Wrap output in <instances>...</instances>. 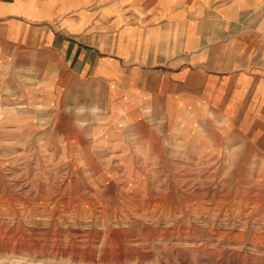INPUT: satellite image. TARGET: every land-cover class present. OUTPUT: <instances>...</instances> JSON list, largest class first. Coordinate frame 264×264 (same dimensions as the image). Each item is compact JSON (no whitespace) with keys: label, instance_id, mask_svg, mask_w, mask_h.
Segmentation results:
<instances>
[{"label":"crops","instance_id":"crops-1","mask_svg":"<svg viewBox=\"0 0 264 264\" xmlns=\"http://www.w3.org/2000/svg\"><path fill=\"white\" fill-rule=\"evenodd\" d=\"M90 2L0 1V138L30 113L44 121L53 105L54 127L79 131L71 135L85 151L91 141L68 123L66 105L81 129L98 113V147L159 152L162 135L199 155L229 147L264 161V0ZM11 42L35 60L10 63Z\"/></svg>","mask_w":264,"mask_h":264},{"label":"rangeland","instance_id":"rangeland-1","mask_svg":"<svg viewBox=\"0 0 264 264\" xmlns=\"http://www.w3.org/2000/svg\"><path fill=\"white\" fill-rule=\"evenodd\" d=\"M25 46L11 42L10 63L35 60ZM54 107L0 138V208L16 213L0 214V264H264L262 154L242 160L245 152L225 147L199 155L162 135L159 152L138 143L106 149L91 128L98 113L81 129L64 105L68 123L91 141L84 151L71 135L79 131L66 121L54 127ZM17 228L30 231L26 241Z\"/></svg>","mask_w":264,"mask_h":264},{"label":"bare ground","instance_id":"bare-ground-1","mask_svg":"<svg viewBox=\"0 0 264 264\" xmlns=\"http://www.w3.org/2000/svg\"><path fill=\"white\" fill-rule=\"evenodd\" d=\"M20 186H21V185H20ZM7 200L9 201V200H11V199L8 198ZM7 200H6V201L3 200V201L8 202ZM5 202H4V204H5ZM0 206H1V205H0ZM0 214L5 215V217H6V216L10 217L11 215H12V217H15V215H16V213H12V214H10V212L8 211V208H7V209H3V208L1 209V208H0ZM2 218H3V217H2ZM6 219H7V217H6ZM10 219H11V218H10ZM13 219H14V218H13ZM13 219H12V220H13ZM16 219H19V218H16ZM16 219H15V220H16ZM23 222H24V221H23ZM19 224H20V223H19ZM4 230H5V229H4ZM13 231H14V230H13ZM17 231L20 232L21 235L23 234V237H22V240H23V241H26V239H25L26 237H25V236H30V235H28V233L31 234L29 230H26V229H24V228H21V229L17 228ZM5 232H6V231H5ZM26 233H27V234H26ZM13 234H14V233H13ZM16 234H17V232H16ZM32 234H34V233H32ZM1 237H2V236H1ZM33 237H34V236H33ZM23 238H24V239H23ZM31 238H32V237H31ZM35 238H36V237H35ZM35 238H34V239H35ZM18 241H19V240H18ZM32 241H34V240H32ZM19 243H21V242H19ZM30 244H31V243H30ZM21 248H22V247H21Z\"/></svg>","mask_w":264,"mask_h":264}]
</instances>
